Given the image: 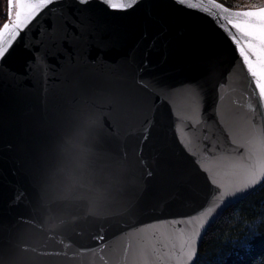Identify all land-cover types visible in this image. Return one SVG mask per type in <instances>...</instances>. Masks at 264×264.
Here are the masks:
<instances>
[{"label":"water","instance_id":"water-1","mask_svg":"<svg viewBox=\"0 0 264 264\" xmlns=\"http://www.w3.org/2000/svg\"><path fill=\"white\" fill-rule=\"evenodd\" d=\"M185 2L57 0L21 32L0 62V264H180L179 229L199 233L195 264L213 221L261 185L203 150L248 144L264 100L222 13ZM162 233L175 257L145 250Z\"/></svg>","mask_w":264,"mask_h":264},{"label":"snow or ice","instance_id":"snow-or-ice-1","mask_svg":"<svg viewBox=\"0 0 264 264\" xmlns=\"http://www.w3.org/2000/svg\"><path fill=\"white\" fill-rule=\"evenodd\" d=\"M56 2L57 0H8V19L0 26V37L3 38L0 39V62L9 54L21 32L37 18L41 11ZM100 2L110 10L129 11L139 5L141 0H119V2L117 0H100ZM175 2L184 7L189 6L185 0H175ZM209 2L222 13L219 19L224 23H220L219 26L229 34L243 59V63L248 66L251 86H253L252 95L255 97V106L259 109L261 101L264 100V6L253 4L249 10L232 12L223 5L216 3V0H209ZM78 3L87 5L90 0H78ZM191 7L199 9V5H192ZM13 9H15V18H13ZM229 25L231 28L228 27ZM232 29L235 31L233 32ZM139 86L146 90L153 87L150 81H141ZM249 107L251 108V105ZM255 124V120L249 121L252 139L248 144H243L234 136H230V142L235 145L232 149L234 155H217L214 151L216 145H213L212 148L203 149L208 156L213 157L228 169L245 170V186H251L264 178V125L257 129ZM199 125L200 121L196 120L193 127ZM183 133L184 128L182 126L179 134L183 135ZM204 139L208 138L204 137ZM205 171H209V169L205 167ZM210 182L217 188L222 187L215 174L211 175ZM212 211L213 209H208L205 214H211ZM196 220L197 217L192 216L187 221L174 220L171 223L173 225L194 224ZM179 232L181 233L179 238L180 256L178 257L180 264H193L197 254L196 238L199 233L193 231L190 235H186L182 229H179ZM144 248L149 254L167 250L166 255L175 257L177 243L175 238L162 233L149 237L145 241Z\"/></svg>","mask_w":264,"mask_h":264},{"label":"trees","instance_id":"trees-1","mask_svg":"<svg viewBox=\"0 0 264 264\" xmlns=\"http://www.w3.org/2000/svg\"><path fill=\"white\" fill-rule=\"evenodd\" d=\"M195 264H264V180L213 221Z\"/></svg>","mask_w":264,"mask_h":264},{"label":"rangeland","instance_id":"rangeland-1","mask_svg":"<svg viewBox=\"0 0 264 264\" xmlns=\"http://www.w3.org/2000/svg\"><path fill=\"white\" fill-rule=\"evenodd\" d=\"M223 4L234 9H246L250 8L251 5L255 4L258 6L264 5V0H219ZM0 7L2 18L0 19V25L7 18V0H0ZM4 18V19H3Z\"/></svg>","mask_w":264,"mask_h":264}]
</instances>
